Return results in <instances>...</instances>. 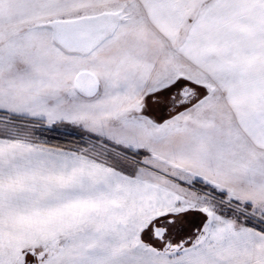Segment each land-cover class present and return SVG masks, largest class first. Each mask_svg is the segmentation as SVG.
Wrapping results in <instances>:
<instances>
[{
    "label": "snow or ice",
    "instance_id": "1",
    "mask_svg": "<svg viewBox=\"0 0 264 264\" xmlns=\"http://www.w3.org/2000/svg\"><path fill=\"white\" fill-rule=\"evenodd\" d=\"M0 264H264V0H0Z\"/></svg>",
    "mask_w": 264,
    "mask_h": 264
}]
</instances>
